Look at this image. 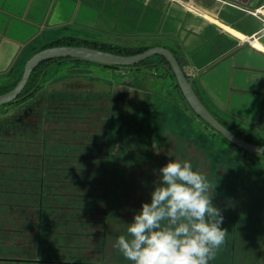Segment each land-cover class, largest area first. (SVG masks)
Instances as JSON below:
<instances>
[{"label": "crops", "instance_id": "1", "mask_svg": "<svg viewBox=\"0 0 264 264\" xmlns=\"http://www.w3.org/2000/svg\"><path fill=\"white\" fill-rule=\"evenodd\" d=\"M61 37L167 49L184 59V70L192 72L187 77L194 94L214 118L264 143V0H0V79H12L33 51ZM153 63L167 77L159 59ZM108 70L121 73V68ZM80 84L83 95L93 84L89 93L102 105L103 85ZM148 98L159 107L164 103L157 93ZM36 100L52 103L49 97ZM34 102L0 114V258L37 261L61 250L68 257H84L83 261L92 254L94 264H131L114 247L125 235V226L103 224V195L115 190L117 177L110 172L104 187L101 147L88 152L85 137L71 140L63 121L48 120L50 114L63 115L67 110L37 112L41 106ZM72 155L77 158L70 159ZM246 172L250 171L243 170L227 184L255 187L261 181L254 172L249 176ZM72 199L75 205L83 204L82 216L93 215L96 225L86 217L79 219L80 206L68 209ZM133 212L127 209L121 215ZM70 215L83 224L72 222ZM52 217L57 221L48 229L45 222ZM252 222L260 232L248 257L251 264H264V216ZM44 225L46 232L41 233ZM241 254L243 260L247 253Z\"/></svg>", "mask_w": 264, "mask_h": 264}, {"label": "rangeland", "instance_id": "2", "mask_svg": "<svg viewBox=\"0 0 264 264\" xmlns=\"http://www.w3.org/2000/svg\"><path fill=\"white\" fill-rule=\"evenodd\" d=\"M156 60H158L157 56L149 57L148 66L140 68L144 74L134 68H121V73L116 74L112 70L86 61L47 64L39 69L41 76L38 82L39 88L34 94L35 99L32 97L31 101L28 99L29 101L24 100L22 102L17 100L11 106L0 107V114L20 111L33 100L36 101L34 106L41 104L36 100L39 97H49L52 94L66 97L76 91L84 92V88L79 86L80 83L84 84L86 81L103 85V102L100 115L107 117L108 110H112L113 114H118L123 130L125 128L127 131L128 125L133 126L135 130L134 138L131 136L128 145L126 144V137L121 139L122 143L120 142L119 131L116 127H112L113 130H110V134L113 133V140L115 139L113 145L126 144L128 146V150L117 152L115 157L116 160L119 159V163H124L119 169L122 177H127L123 181H128L130 177L135 178V180L145 177L146 186L143 196H149L147 203H150L155 182L159 179V169L172 160L189 161L195 171L206 176L211 188L214 189L212 203L221 209L224 217L221 227L227 233L225 242L210 262L223 264L222 260L225 259L226 264H251V258L248 256H250V251L253 250L252 245L257 241L260 232L258 231L260 229L256 230L258 224H253L252 220L257 218L260 221L261 217L264 216V204L262 203L264 202L262 199L264 195L262 196L261 193L262 189L264 191V156L248 153H245L246 156H241L239 151L222 141L218 134L204 128L203 124L185 107L184 101L176 89L172 87L173 79L170 74L168 73L167 77L162 76L159 66L153 63ZM18 74L12 76L10 80L0 79V87L11 84ZM130 82L133 84L130 85ZM148 82L150 83L148 84ZM116 83L119 85L115 86ZM91 85L86 87L88 96H93L89 92L95 89L93 84ZM150 93H157L162 96L164 103L161 107L157 105V101H149ZM134 103H140V105L135 106ZM137 107L140 108L137 109ZM141 117H145L144 120ZM114 124L118 126V121L114 120ZM138 146H143V156L134 157L133 160L127 162L132 153L137 151ZM138 159L140 161L145 160V167L134 165V163H138ZM253 159L260 160V162L257 164L254 161H248ZM134 166L135 168H133ZM214 166L221 169L219 173L214 169ZM243 170L250 171L246 172L248 176L254 172L253 175H257L261 179L258 184H255L254 190H251L249 185L239 186L238 183L228 184L226 187L224 176L228 173L237 179ZM226 191L228 192L226 193ZM254 191L261 195H255ZM146 199L148 197L144 200ZM131 203L126 199L121 204V208L126 207L125 209L132 210V208L141 207ZM250 226L251 228L246 231L243 230L244 227ZM241 252L247 253L243 260ZM0 264L20 263L0 262Z\"/></svg>", "mask_w": 264, "mask_h": 264}, {"label": "trees", "instance_id": "3", "mask_svg": "<svg viewBox=\"0 0 264 264\" xmlns=\"http://www.w3.org/2000/svg\"><path fill=\"white\" fill-rule=\"evenodd\" d=\"M53 46H84V47L100 50V51H103L106 53L121 55V56L137 54V53L142 52L145 49H147L145 47H138V48L121 47V46L114 45L112 43L88 42L85 40H79V39H75L72 37H61L59 39H56V40L50 42L45 47H53ZM45 47H42L40 49H43ZM35 52L36 51H33V53H35ZM148 59L149 58H147V59H145V60H143L137 64H134L132 66H128V67L103 66V65H98V64L97 65L102 67V68H106V69L134 68L136 71L143 73L144 71H142V69H140V68L143 66H148V64H149L147 62ZM158 59H159L160 63L164 65V67L167 69L170 76L172 77L171 72H170L169 67L166 64V62L160 57H158ZM65 61L80 62L81 60L52 59V60L40 63L31 71V73L28 77V80L25 84V87L17 95V97L13 101H11L5 105H2L0 107L11 106L17 100H20L22 102L24 100H28V99L34 97V94L36 93L37 89L39 88L38 82H39V79L41 76V72L39 69L41 67L47 65V64H50V63H60V62H65ZM19 76H20V73L18 74L17 78L11 84H9L7 86L0 87V94H3L5 92L9 91L14 86L16 81L19 79ZM162 76H163V74H162ZM172 79H173V77H172ZM173 87L176 89V91L180 95V93L177 89V86L174 82V79H173ZM64 93H67V92L64 91ZM62 96L61 95L59 96L57 94L56 95L52 94L51 96H49V100L51 99L52 103L51 104H49V103L37 104L35 107L41 106V109L36 110V111L37 112L41 111V112L45 113V111H47L48 108H52V109L57 110L58 111L57 113H60L63 111L66 112V110H67V112L63 114L64 118H63L62 114H59L56 116L50 114L48 116V120L55 117L58 122L63 121V124L65 125V127L69 128L67 130H69L70 134L67 137L71 138V140H78L79 138L82 140L85 137L87 139V151L88 152L90 150L94 151L96 147L98 149L101 147V149H102V160H103V164H104L103 165V175H104L103 184H104V187L107 184L106 177H107V175H109L110 172H112V174L115 175V178L117 177L114 180L115 183L113 184L116 187L115 190L113 192H111V194L109 196H106L105 193L103 195V200H102V203H103V217H102L103 224L108 223V224L115 225V224L119 223V226H122V225L125 226V231H126L125 236H127V224H130L133 221L134 215L138 213L136 211H139V209H141V207L136 208V209L132 208L134 211L132 213V215H129V213L121 215V212L125 213V211L128 209V208L125 209L126 207L121 208V204L123 203V201L125 202L126 199H128L129 202H132L131 204H134L135 206L136 205L141 206L142 202L147 203V201L149 200V196H147L148 199H146V200H144V199L147 197L143 196L144 190H145L144 187L146 186L144 183L145 177L140 178V179L137 178L136 180H135V178L130 177V178H128L129 179L128 181H126V182L123 181L126 176L122 177V174H120L119 169L121 168L120 166L124 163H119V159H117V160L115 159L117 152H123L125 150H128L127 145L130 142V138H131V136L134 138V135H135V133L133 132L134 127L128 125L127 131H125V128L123 130V125L121 124L120 119L118 118V116L116 117L115 115H113L112 110L111 111L108 110L107 117H102L100 115L101 111H102V108H101L102 105H99V107H97L98 103L97 104L95 103V101H94L95 99L93 98V96L83 95V93H79V92H75L73 94H70V96H66V97H62ZM180 98L182 99L181 95H180ZM97 102H98V100H97ZM184 105L190 111V109L187 107L185 102H184ZM107 109H108V107H107ZM107 109H106V111H107ZM196 119L200 123L203 124L204 128L210 130L207 127V125H205L202 121H200L198 118H196ZM114 120L118 121V126H115ZM216 120L224 128H226L232 135H234L236 138L243 140L245 142H250V143L257 144V145H264V143H262V142L254 141L251 137V133L244 131L242 128H239V127L234 126V125H230V124L226 123L225 121H222L219 119H216ZM141 122L143 124V121H141ZM83 124H84V126H83ZM112 127H116V129L119 131L118 138L120 139L121 143H122L121 139L126 137V144L127 145L126 144L121 145V146L120 145L115 146V144L113 145V142H115V139L113 140V138H112L113 133L110 134V130H113ZM131 129H133L132 132H130ZM114 131H115V129H114ZM222 141L226 142L224 139H222ZM121 147L123 149H120ZM74 149L75 148H72V150H74ZM136 149H137V151L132 153V156L130 157V159L128 158L127 162H129V160H133L134 157L143 156V150H144L143 146L142 147L138 146ZM74 153L75 152H72V154H74ZM112 153H113V156H112ZM144 155H145V153H144ZM74 158H77V157L75 155L70 156V159H74ZM88 158L93 159L94 158L93 154L91 157H88ZM124 160H126V159H124ZM110 162H111V164H110ZM137 162H138L137 164L134 163L135 166L145 167V164H144L145 160H141V161L139 160ZM135 166L133 168H135ZM72 170H74V169H72ZM125 179H127V177ZM73 181H75V180H73ZM74 186H76V185H74ZM91 199L94 201L93 197H91ZM70 202H71L70 203L71 205L68 209L73 210L74 208L80 206V208H76V209H81V216H79V219L82 220L84 217H86V219L91 220L93 225L97 224V222L94 221V219L92 218L93 215L91 216V218L89 216H84V215L82 216V205H83L82 203H81V205H75V202L73 199L70 200ZM121 209H124V210H121ZM118 213H119V215H118ZM70 216H72V217H70V220L72 222H77V223L83 224L82 221H79V220L75 221L74 215H70ZM55 217H52L50 219V221L46 220L45 223L46 224L48 223L47 224L48 229L50 228L49 224H52L55 222V220H56ZM52 219H54V221H52ZM47 227L45 228V225L42 226V229L40 228V232L41 231L46 232ZM118 230H120L122 232V229L119 228ZM82 232H83V229L81 231V234H83ZM41 233H43V232H41ZM58 234H60V233H56V236H58ZM90 236L94 237V232H90ZM94 259H95L94 256L91 254L90 257L86 258V261H83V260H85L84 257L83 258L82 257L77 258V257H73V256L68 257V256H65V254L61 250H59L56 252H51L50 256L47 257L46 259H39L37 261L35 259L31 260V259H27L24 257H21V258H19V257L13 258L12 257V259L0 258V262H6V263L17 262L20 264H69L68 260H70L72 262H74V261L75 262H80V261L84 262V263H74V264H94L93 263Z\"/></svg>", "mask_w": 264, "mask_h": 264}, {"label": "clouds", "instance_id": "4", "mask_svg": "<svg viewBox=\"0 0 264 264\" xmlns=\"http://www.w3.org/2000/svg\"><path fill=\"white\" fill-rule=\"evenodd\" d=\"M212 193L189 161L168 162L159 169L151 202L142 203L114 247L131 264H210L227 234Z\"/></svg>", "mask_w": 264, "mask_h": 264}, {"label": "water", "instance_id": "5", "mask_svg": "<svg viewBox=\"0 0 264 264\" xmlns=\"http://www.w3.org/2000/svg\"><path fill=\"white\" fill-rule=\"evenodd\" d=\"M248 42V40H245L246 44ZM151 56H158L166 62L182 99L196 118L234 148L248 154L264 156V145H257L236 138L206 110L190 86V79L186 76L184 70L186 64L184 59L175 58L170 51L163 47H150L137 54L127 56L110 54L84 46L45 47L30 55L24 62L19 79L14 86L9 91L0 94V106L13 101L17 97L25 87L31 71L42 62L52 59H76L103 66L128 67ZM224 57L217 59L207 68Z\"/></svg>", "mask_w": 264, "mask_h": 264}, {"label": "flooded vegetation", "instance_id": "6", "mask_svg": "<svg viewBox=\"0 0 264 264\" xmlns=\"http://www.w3.org/2000/svg\"><path fill=\"white\" fill-rule=\"evenodd\" d=\"M233 147V146H232ZM234 148V147H233ZM235 150H237V151H239V154L241 155V156H245V152H242V151H240V150H238V149H236V148H234ZM248 161H254L255 163H257L258 164V162H260V160H248ZM263 165H264V162H263ZM257 166V165H256ZM214 169H216V171H218V173L220 172V170L221 169H219L218 168V166H214ZM193 170H194V168H193ZM195 171V170H194ZM226 173H227V171H226ZM226 179V187H227V182H228V179H230L231 178V176L230 175H228V173L224 176ZM235 177V176H234ZM239 186H242V185H239ZM223 187V186H222ZM251 190H254V185H252V186H250L249 187ZM228 191H226V193H227ZM255 195H257V194H260V193H258V192H256V191H254L253 192Z\"/></svg>", "mask_w": 264, "mask_h": 264}, {"label": "built area", "instance_id": "7", "mask_svg": "<svg viewBox=\"0 0 264 264\" xmlns=\"http://www.w3.org/2000/svg\"><path fill=\"white\" fill-rule=\"evenodd\" d=\"M188 74H192V72L190 70H186V76H188Z\"/></svg>", "mask_w": 264, "mask_h": 264}]
</instances>
